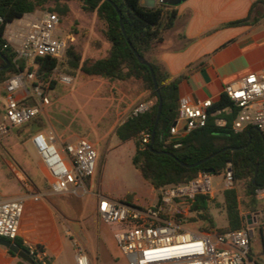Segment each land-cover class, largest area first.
Listing matches in <instances>:
<instances>
[{
    "label": "built area",
    "instance_id": "2783aa9c",
    "mask_svg": "<svg viewBox=\"0 0 264 264\" xmlns=\"http://www.w3.org/2000/svg\"><path fill=\"white\" fill-rule=\"evenodd\" d=\"M157 3L160 0H155ZM61 18L49 11L26 14L7 26V46L17 53L15 61L25 62L26 69L11 77L5 83L6 102L0 135L11 128L21 127L36 118L42 108L50 103L43 85L37 80V60L52 57L62 59L74 35L61 27ZM53 76L72 85L74 79L55 69ZM232 103L223 110L210 114L214 102L207 99L193 102L188 97L179 98L178 117L170 129V141L179 134L187 135L194 129L204 127L209 116L216 117L220 127L227 125L223 114L233 116L232 130L240 133L247 128L258 130L264 137V72L250 73L224 87ZM34 104H26V101ZM153 101L138 102L131 115L137 116L151 109ZM130 115V116H131ZM142 142H150V134L142 133ZM31 143L46 170L50 191L66 194L85 190V181L93 177L98 152L96 147L84 138L66 143L57 149L53 137L43 133L35 134ZM222 177L225 190L233 186L234 173L228 163ZM213 175L200 173L188 183L159 189L158 203L145 208L131 206L105 195H98V216L108 225L115 226L114 238L129 264H257L249 258L251 240L264 211L247 215L240 229L219 233L200 232L188 228L178 216L188 217L190 206L196 196L213 192ZM256 197L264 203V186L256 190ZM186 205V209L182 208ZM167 209H173L169 215ZM24 212L22 200L0 199V238L9 241L19 236L20 222ZM76 264H93L86 247L73 239ZM29 255L35 264H52L45 251L31 246Z\"/></svg>",
    "mask_w": 264,
    "mask_h": 264
},
{
    "label": "trees",
    "instance_id": "16d2710c",
    "mask_svg": "<svg viewBox=\"0 0 264 264\" xmlns=\"http://www.w3.org/2000/svg\"><path fill=\"white\" fill-rule=\"evenodd\" d=\"M71 1L79 2L84 12L95 14L103 23L101 32L107 44L105 54L96 59H84L74 46H70L62 59L39 58L37 60L38 82L42 85L53 86L55 81L52 77L55 69L74 78L83 76L109 83L131 80L141 82L144 90L150 93L153 106L143 114L129 116L116 129V136L121 142L134 141L135 143L133 166L148 184L159 190L188 183L196 179L200 173H205L210 169L213 170L212 175H220L227 164L231 163L234 183L231 188L223 192L228 226L216 228L214 217L210 212L212 198L209 194L196 196L190 206V213L194 214L192 217L178 216L177 219L185 225L199 224L195 230L200 232L216 230L223 233L240 229L244 222L242 204L251 212L260 211L264 206V203L256 197V190L264 186L263 137L258 130L253 128H247L240 133L234 132L232 130L233 116L223 114L222 117L227 119L226 126H218L215 121L216 117L210 115L204 127L194 129L179 140L170 141V129L178 117L180 80L170 81V76L148 59V54L155 45L164 41L166 33L174 27L178 18V11L174 7L158 5L155 8H147L141 5L142 0H1L0 68L5 66V59L10 62V66L0 71V85L26 69L25 62L15 61L17 55L15 50L9 46L6 47L7 26L26 14L36 11L53 12L62 18L68 14V3ZM117 9L121 12V17ZM252 18L253 7L246 19L230 22L227 26H243L258 22V19L252 20ZM73 31L79 34L76 27ZM92 45L97 49H103L104 43L94 41ZM134 50L151 64L163 100V110L154 143H152V134L160 97L155 89L149 67L139 62ZM25 103L34 104L30 100ZM229 106L232 107L230 99L226 94H222L220 100L213 104L210 114ZM164 123H167L165 130L162 129ZM43 127L44 124L39 121V115L21 126L23 129H28V133L32 136L39 133ZM142 133L150 134L149 143L143 144ZM213 154L216 156L195 168H187L181 164H194ZM257 165L260 167L254 183ZM90 178H87L85 183L88 184ZM239 182L244 183L245 199L242 202L237 189ZM118 201L145 208L133 204L131 198ZM260 233L264 241V225L260 228ZM12 242L26 249L18 237ZM10 254L17 257L11 251ZM251 256L250 251V259H252Z\"/></svg>",
    "mask_w": 264,
    "mask_h": 264
},
{
    "label": "crops",
    "instance_id": "0c3cea01",
    "mask_svg": "<svg viewBox=\"0 0 264 264\" xmlns=\"http://www.w3.org/2000/svg\"><path fill=\"white\" fill-rule=\"evenodd\" d=\"M252 7V20L258 19V22L227 26L230 22L246 19ZM174 8L178 11L174 27L166 33L162 43L154 46L148 59L160 66L170 76V81L180 80L179 98L188 97L195 103L211 99L215 103L227 84L250 73L264 72V0H187ZM5 83L0 85V102L4 107ZM144 100L152 101L148 91L132 100L128 109H132L136 101ZM123 123L115 128L116 143L110 150L125 147L132 158L136 151L134 141L123 143L116 136V129ZM184 136L179 134L174 139ZM36 166L47 178L42 162ZM144 182L151 196L133 198L132 203L139 207L157 203L155 192L158 190ZM85 184L80 198L87 196L91 202L87 214L83 206L63 200L64 196L75 192L54 194L41 183L39 191L28 183L24 184L25 188L0 191L1 200L24 202L18 238L27 251L31 246L39 247L52 264H76L73 239L80 237L85 226L95 227L101 220L97 212L98 195L122 199L102 192L99 186L96 190L93 177ZM95 230L99 239L97 227ZM87 252L93 264H100L98 252L88 249ZM253 261L259 263L256 259ZM0 264L29 263L12 256L8 248L0 245Z\"/></svg>",
    "mask_w": 264,
    "mask_h": 264
},
{
    "label": "rangeland",
    "instance_id": "374dc122",
    "mask_svg": "<svg viewBox=\"0 0 264 264\" xmlns=\"http://www.w3.org/2000/svg\"><path fill=\"white\" fill-rule=\"evenodd\" d=\"M68 7V14L61 18V27L75 37V41L70 43L69 47L74 46L84 59L103 56L107 49L101 32L103 23L95 14L84 12L77 1L69 2ZM35 13L39 14L40 11ZM74 27L78 29L79 34L73 31ZM94 41H102L103 49L94 47L92 45ZM72 78L74 79L72 85L61 83L58 76L52 77L55 81L53 86L43 85L50 103L44 106L39 114V121L44 124L39 132L48 138L53 137L57 149L60 150L66 143L76 138H84L96 147L98 156L93 175L96 190H99V186L102 192L125 200L151 196L145 180L132 164L131 153H128L125 147L110 150L116 143L115 128L130 116L134 106L130 110L128 107L132 104V100L145 91L143 84L134 80L109 83L83 76ZM138 102L136 101L135 104ZM3 107V103L0 102V122L3 120ZM28 132V129L17 127L0 135L1 192H5L7 188H25L24 184L27 183L37 191L40 183L45 189L50 190L49 178L41 175L36 166L41 165V159L31 143L33 136ZM212 181L214 190L211 193L210 212L214 217L216 228H225L228 226V220L224 209L225 183L222 174L213 175ZM237 189L242 202L245 199L244 183L239 182ZM155 194L158 203L159 191ZM81 196H83L82 189L67 194L63 200L75 203L77 207L83 206L87 214L90 201L87 196L80 198ZM181 206L187 210L186 205ZM263 207L260 211L264 210ZM173 212V209H167L169 215ZM252 213L256 212L249 211L242 204V215ZM193 215L189 212L187 216ZM259 221L251 240V260L257 259L260 264H264V241L260 233V228L264 225V216H261ZM186 226L195 230L199 224ZM95 227L85 226L80 237H76L77 240L88 250L98 252L100 264H129L114 238L116 227L101 220L96 222Z\"/></svg>",
    "mask_w": 264,
    "mask_h": 264
},
{
    "label": "water",
    "instance_id": "95a60500",
    "mask_svg": "<svg viewBox=\"0 0 264 264\" xmlns=\"http://www.w3.org/2000/svg\"><path fill=\"white\" fill-rule=\"evenodd\" d=\"M186 1L187 0H160V2L157 3L155 0H142L141 1V5L144 6V7H147V8H155L158 5H167V6L176 7V6H179V5H181L182 3L186 2ZM117 11H118V13H119V15L121 17V12L118 9H117ZM121 26H122V29L124 31V27H123V24H122V19H121ZM134 52H135V55L137 56L139 62L141 64H144V65H146V66L149 67V69L151 71V74H152V77H153V80H154L155 89H156V91H157V93H158V95L160 97L159 107H158V112H157V117H156V122H155V127H154L153 134H152V143H154L156 129H157L158 125H159V122H160V119H161L162 110H163V100L161 98V93H160V90H159V85H158V82H157V79H156V75H155V72H154L151 64L146 59H144L136 50H134ZM5 62H6L5 66L1 67L0 68V71H4V70H6L10 66V62L7 59H5ZM174 124H176V123H174ZM166 127H167V123H164L162 129L165 130ZM262 137H263V135H262ZM250 141H251V138L249 139V142ZM263 141H264V137H263ZM163 153H166V154L171 155L168 152H163ZM215 156H216V154H213L210 157H208L206 159H203V160H201V161H199L197 163H194V164H186V163H181V164L184 167H187V168H195L197 166H200V165L204 164L205 162H207L208 160H210L211 158H213ZM259 167H260V165H257L256 166L254 183H255L256 176H257V174L259 172ZM206 173L212 174L213 173V170L212 169L207 170ZM246 218L248 220V223L251 224L252 223L251 214H248ZM0 245L8 248L9 251H11L15 255H17L23 261H25V262H27L29 264H35L34 260L29 255L28 251L26 249L20 248L18 245H16L12 241H9V240L0 238Z\"/></svg>",
    "mask_w": 264,
    "mask_h": 264
},
{
    "label": "flooded vegetation",
    "instance_id": "af4514ba",
    "mask_svg": "<svg viewBox=\"0 0 264 264\" xmlns=\"http://www.w3.org/2000/svg\"><path fill=\"white\" fill-rule=\"evenodd\" d=\"M257 260V259H256Z\"/></svg>",
    "mask_w": 264,
    "mask_h": 264
}]
</instances>
